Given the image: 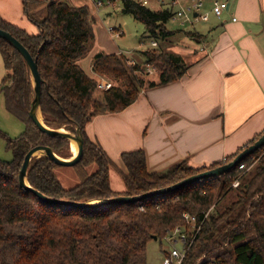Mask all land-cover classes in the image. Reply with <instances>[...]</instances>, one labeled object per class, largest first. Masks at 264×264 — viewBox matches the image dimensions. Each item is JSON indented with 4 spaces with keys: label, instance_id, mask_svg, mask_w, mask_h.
Segmentation results:
<instances>
[{
    "label": "trees",
    "instance_id": "trees-1",
    "mask_svg": "<svg viewBox=\"0 0 264 264\" xmlns=\"http://www.w3.org/2000/svg\"><path fill=\"white\" fill-rule=\"evenodd\" d=\"M22 2L24 13L39 33L29 34L1 16L0 29L11 33L37 60L46 82L41 104L44 123L70 132L80 127L84 136L83 158L73 167L79 184L69 189L63 187L55 173L60 166L47 158H35L27 177L34 189L53 199L78 203L135 197L225 165L242 152L243 149L210 167L193 169L184 161L160 173L148 171L143 150L124 153L127 173L121 176L126 191H113L109 174L114 164L88 138L87 124L97 116L122 112L136 102L144 88L181 80L190 65L164 44L178 32L197 41L201 35L196 29L168 30V9L153 10L137 0H124L123 12L142 23L148 38L158 46L143 51V64L134 61L132 67L127 65L130 59L124 55L97 54L94 73L115 84L102 92L97 89L96 80L78 64L95 39L90 8L75 6L70 0ZM0 53L4 68L10 73L0 84V96L4 97L7 112L26 127L18 138L3 135L13 158L9 162L0 159V264H148L151 241L162 243L168 231L178 227L190 236L193 234L184 213L196 216L201 226L185 264H264V149L242 161L243 170L239 165L220 177L135 203L79 209L45 204L21 188L19 174L30 149L49 146L58 156L70 158V141L48 137L36 127L29 116L34 92L28 65L3 39ZM144 65L156 68V80L144 79ZM93 164L97 170L89 175L86 168ZM236 180H240L238 188L233 187ZM229 196L232 203L221 208V201Z\"/></svg>",
    "mask_w": 264,
    "mask_h": 264
},
{
    "label": "crops",
    "instance_id": "crops-1",
    "mask_svg": "<svg viewBox=\"0 0 264 264\" xmlns=\"http://www.w3.org/2000/svg\"><path fill=\"white\" fill-rule=\"evenodd\" d=\"M213 1L207 0L208 9ZM224 1L230 8L221 20L211 16L203 23L202 34L196 26L199 48L184 46L177 52L184 60L190 57L181 80L144 88L122 112L97 116L87 124L88 138L114 164L109 174L113 191H126L121 176L127 173L124 153L143 150L150 173L167 171L184 161L201 169L236 155L264 134V0ZM70 2L88 6L94 20L101 17L90 0ZM0 16L27 32L39 33L24 13L22 0H0ZM94 32L89 53L78 62L91 78L96 77L97 54H132L118 49L105 27L95 24ZM96 170L95 164L86 168L89 175Z\"/></svg>",
    "mask_w": 264,
    "mask_h": 264
},
{
    "label": "water",
    "instance_id": "water-1",
    "mask_svg": "<svg viewBox=\"0 0 264 264\" xmlns=\"http://www.w3.org/2000/svg\"><path fill=\"white\" fill-rule=\"evenodd\" d=\"M0 39H3L9 44H11L24 57L28 65L30 75L32 78L33 92H34L31 108L29 111V116L33 121V123L44 135L48 137L63 138L69 140L70 142L74 141L77 144L78 152L76 155L71 156L70 158H62L58 156L51 147L43 146V145L33 147L27 153L19 174L20 186L26 191L33 193L39 199V201L45 204L64 205L79 209H86V208L100 207L108 204L141 202L156 196H162V195H167L169 193H173L177 190L191 186L192 184L198 183L205 179L220 177L222 175L230 173L231 171L236 169L240 165V163L244 161L246 158L254 155L259 150L264 149V134H263L256 142L244 148L242 152L239 153L235 157V159L232 160L231 162L217 168L209 169L203 173L182 180L167 188L154 190L152 192H148L140 196H135V197L119 196L107 200L105 199L93 200V201L81 202V203L73 202L69 200L50 198L44 195L43 193H41L40 191L34 189L28 182L27 179L28 170L32 160L35 158H47L60 167H74L82 160L84 155V136L80 127H76L75 132H70L65 128H60V129L50 128L44 123L42 117V111H41V104H42L43 86H46V82L42 79L40 75L37 60L34 59V57L31 55L28 49L11 33L0 29ZM39 153L40 155H38Z\"/></svg>",
    "mask_w": 264,
    "mask_h": 264
},
{
    "label": "rangeland",
    "instance_id": "rangeland-1",
    "mask_svg": "<svg viewBox=\"0 0 264 264\" xmlns=\"http://www.w3.org/2000/svg\"><path fill=\"white\" fill-rule=\"evenodd\" d=\"M92 3L98 2L99 0H90ZM105 2V0H101ZM153 10H157L160 8V5L155 0H150V7ZM101 17L94 21L93 27H105L106 31L108 27H121V31L124 33L123 36L117 39H113L111 35L110 39L115 43V46L124 50L125 52L132 53L127 55V57L133 59L135 62L143 64V51L150 47L151 39L148 38V34L146 33L145 26L136 21L131 15L125 14L122 9V5L119 4L116 9H111L109 7H101L100 9ZM99 12V13H100ZM205 27V24L201 23L197 25V30L199 33H204L202 30ZM168 30L177 31L180 29L179 26L175 23L169 22L167 25ZM30 34L33 31H28ZM36 32V31H35ZM170 47V50L177 53L179 50L182 51V48L185 46H190L191 50H197L199 48V43L197 40L192 39L186 36L184 33H177L171 39L168 38V42L164 44ZM184 44V45H183ZM186 60H190V57H184ZM10 73L5 70L3 65V60L0 53V84L2 80L8 76ZM144 79L146 81H150L151 79L156 78L158 74L153 75H145L143 74ZM95 78V77H94ZM4 97L0 96V159L4 161H11L13 158V154L6 147V141L3 135L15 139L18 138L25 131V124L21 122L16 117L9 114L5 108ZM71 143L69 146L70 157L74 154L72 153ZM57 170V171H56ZM56 175L58 179L60 178L61 184L64 185L65 188L69 189L74 186V184L79 182V178L73 167H59L57 168ZM75 172V173H74ZM76 174V175H75ZM233 198L229 196L221 201V208L232 203ZM169 243L165 240L160 243L158 241H151L148 244V264H162L163 262V252L169 251Z\"/></svg>",
    "mask_w": 264,
    "mask_h": 264
},
{
    "label": "built area",
    "instance_id": "built-area-1",
    "mask_svg": "<svg viewBox=\"0 0 264 264\" xmlns=\"http://www.w3.org/2000/svg\"><path fill=\"white\" fill-rule=\"evenodd\" d=\"M124 0H105V2L99 0L94 2L97 11L101 7H109L111 9H116L119 4L123 5ZM160 7L170 10L171 18L170 22L175 23L182 29L194 30L198 24L208 23L211 16H214L218 20H221L226 12L229 11L230 5L224 0H214L212 6L207 8V0H155ZM137 2L144 6L150 7V0H137ZM237 18H233V22H236ZM108 33L113 39L120 38L123 36L121 29L115 27H108ZM158 46L156 41H151L150 47L156 48ZM119 55H124L120 52ZM128 66H134L135 63L132 60L127 62ZM142 71L146 75H153L157 73L154 66L144 65ZM97 82V89L102 92H106L114 88L115 84L111 80L107 79L102 75L96 74L94 78ZM240 169H245L244 165H240ZM240 186V180H236L233 184L234 188ZM208 214L205 215L204 220L207 218ZM183 218L186 224L192 228V235L190 236L188 232L182 228L178 227L174 230H170L167 233L165 241L169 243V251L165 252L163 255L162 264H185V258L190 250L195 238L198 236L201 226L198 223V218L196 216L190 215L188 213L183 214Z\"/></svg>",
    "mask_w": 264,
    "mask_h": 264
},
{
    "label": "bare ground",
    "instance_id": "bare-ground-1",
    "mask_svg": "<svg viewBox=\"0 0 264 264\" xmlns=\"http://www.w3.org/2000/svg\"><path fill=\"white\" fill-rule=\"evenodd\" d=\"M71 149H72V153H73L74 155H76L77 152H78V148H77V144H76L74 141H72V143H71ZM38 155H40V153H39ZM74 155H73V156H74Z\"/></svg>",
    "mask_w": 264,
    "mask_h": 264
}]
</instances>
